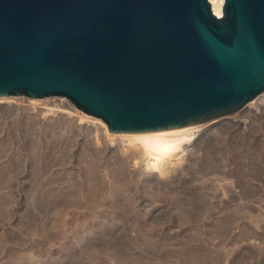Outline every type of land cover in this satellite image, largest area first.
<instances>
[{"label": "rangeland", "instance_id": "374dc122", "mask_svg": "<svg viewBox=\"0 0 264 264\" xmlns=\"http://www.w3.org/2000/svg\"><path fill=\"white\" fill-rule=\"evenodd\" d=\"M8 97L10 107L0 105V264H264V92L259 110L222 116L167 177L148 175L123 150L119 165L118 152L103 159L108 136L95 151L78 119L45 121L32 108L71 102L65 96ZM88 157L103 188L97 201Z\"/></svg>", "mask_w": 264, "mask_h": 264}, {"label": "water", "instance_id": "95a60500", "mask_svg": "<svg viewBox=\"0 0 264 264\" xmlns=\"http://www.w3.org/2000/svg\"><path fill=\"white\" fill-rule=\"evenodd\" d=\"M264 92V0H0V96H65L111 132L196 125Z\"/></svg>", "mask_w": 264, "mask_h": 264}, {"label": "bare ground", "instance_id": "6f19581e", "mask_svg": "<svg viewBox=\"0 0 264 264\" xmlns=\"http://www.w3.org/2000/svg\"><path fill=\"white\" fill-rule=\"evenodd\" d=\"M222 2H223V0H210L212 10L217 15L220 14ZM257 99H258V97H254L253 100H250L245 104L246 113L255 111L254 110L255 107H256L255 108L256 110H259V106H260L259 103L260 102L257 101ZM261 99H258V100H261ZM30 100L35 101L36 99H30ZM45 100L44 101L40 100V102H37L36 105L33 104V106H32V108H34V110L37 112L36 114H41L45 121H50V120L55 121L56 120V121L60 122V121L64 120V121L69 122V121H73L75 119H78L80 121V123L82 124V126L85 129L87 128V130L90 131L89 133L92 132L91 136L93 139V145L95 147V151H98V149L100 148V145H104V143L101 144L102 140L101 141L99 140V138H101L102 134H105L106 136L109 137L111 144L110 145L107 144V145H105V147H102V150H103V151H101L102 157L104 156L106 158V156H107V158H108L109 156H111V154H109V152H116V153L118 152L117 155H119V156H115V158H117V159H114V162L119 165V164H121L119 162H121V158H122L121 151L123 150L124 155L128 156L129 159H132L134 163L143 162L146 165V168L148 170V173H147L148 175H153L154 173H158V174H164L166 177L170 176L171 174L174 173L176 168H178V166L181 163L183 164V162L185 160V155L195 154V151L198 149L197 144H199L198 141L200 140V138H202L205 134H207L209 132H213L218 128L220 129L221 125L225 124L222 121V118L218 117V118H214V119H211L207 122H203L200 124L178 127V128L142 131V132L117 133V132H111L107 128L105 122L102 121V119H100L96 116L89 115V114L87 115V114L83 113L82 111L77 110V108H74L72 103L69 101H65L63 99H55L56 101L51 100V99L49 101L48 100L45 101ZM0 105H2L3 107H5V106L10 107V97L0 96ZM250 114H249V116H250ZM41 121H42V118H41ZM49 125L51 126L50 123H49ZM224 127L225 126H223V128ZM80 129H81V127H80ZM87 130H85V131H87ZM83 131H84V129H83ZM68 138H70V137H68ZM74 144H76V143H74ZM87 147L90 148L89 146H87ZM72 148H74V147H72ZM78 149H81V150H79V152L80 151L82 152V150L87 149V148L85 147L84 149H82V148H78ZM86 151H88V149ZM89 151H90V156H92L91 153H93V151L92 150H89ZM79 152L74 151L73 153L80 154ZM99 152H97V155ZM86 153H89V152H86ZM86 153H84V154H86ZM70 154H72V153H70ZM115 154H113V155H115ZM93 155H96V154L94 153ZM99 155L101 156V154H99ZM77 156L81 157L80 155H77ZM87 156L88 155H86L85 157H87ZM98 156L95 157V159H97ZM78 157H77V159H78ZM92 157H91L92 160L88 157L91 160V163L93 161ZM102 157H100V158H102ZM104 157H103V159H104ZM74 158H76V157H74ZM87 160L88 159H86V163H87ZM88 163H89V161H88ZM88 163L86 164V166H84V168H86L87 165L90 164V163L89 164ZM93 163H92V165L90 164L88 166L89 170L86 168L87 169L86 171L93 173V178H90V179H93L95 181H92V180L90 181L89 179L86 178V176L90 175V173L88 175H85L84 174V173H86L85 170H83L82 172H83V175H85L84 178L87 179L88 183H90V184H88L89 185L88 188H90V191L93 193V195L95 194V196H93V195L92 196L95 197V199H96L97 196L99 195L98 192H102L103 188L101 187V183L98 182L99 179L96 181L97 174H96V169H95V163L94 164ZM90 170H92L94 172H92ZM104 171H105V169H104ZM110 174H111L110 175V178H111L113 173H110ZM121 174H122V172H121ZM81 175H82V173H81ZM123 175L124 174L118 176L117 177L118 180H115V181H117L116 183H118L119 185L125 183L124 177H122ZM114 176H116V174ZM113 178L117 179L116 177H113ZM114 182H111V183H114ZM88 185L86 184V186H88ZM121 186L122 185H120V187ZM88 188H87V190H88ZM93 197L90 196V198H92V199H93ZM98 200H100V199H98ZM96 201H97V199H96ZM235 213H237V212H235ZM238 218L246 225L250 223L249 220L243 218V216L241 218L240 217H238ZM249 226H250V224H249Z\"/></svg>", "mask_w": 264, "mask_h": 264}]
</instances>
